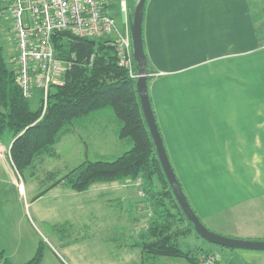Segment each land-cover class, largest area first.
<instances>
[{
	"label": "crops",
	"instance_id": "crops-1",
	"mask_svg": "<svg viewBox=\"0 0 264 264\" xmlns=\"http://www.w3.org/2000/svg\"><path fill=\"white\" fill-rule=\"evenodd\" d=\"M130 2L138 0H127L129 18ZM143 35L153 112L192 208L214 232L264 240V0H146ZM118 128L111 111L93 112V129L83 130L93 136V156L132 147ZM74 129L75 121L63 136ZM12 142H0V252L12 264L33 258L41 242V264H69L59 247L69 253L87 244L92 252L96 236L110 243L102 248L112 264H162L142 245L152 209L138 181L78 193L56 184L73 168L55 166L48 182L27 185L61 154L56 147L23 174Z\"/></svg>",
	"mask_w": 264,
	"mask_h": 264
},
{
	"label": "trees",
	"instance_id": "trees-1",
	"mask_svg": "<svg viewBox=\"0 0 264 264\" xmlns=\"http://www.w3.org/2000/svg\"><path fill=\"white\" fill-rule=\"evenodd\" d=\"M129 6L131 14L136 5L130 2ZM53 41L58 57L70 65L63 84L51 90L45 112L40 92L32 98L24 95L0 46V142L9 131L13 137L10 157L17 170L24 174L39 158L55 156L56 145L74 121L109 109L118 122V136L131 139L132 147L113 161H84L56 184L84 192L99 183L138 181L152 209L142 243L147 259L182 258L191 264H203V258H214V264H220L210 250L186 251L181 245V237L192 234L201 237L187 220L167 181L143 117L137 80L120 66L116 47L107 40L67 33L57 34ZM32 99L38 101L36 109L31 106ZM43 256L44 242H41L25 264H41ZM0 264H12L4 252H0Z\"/></svg>",
	"mask_w": 264,
	"mask_h": 264
},
{
	"label": "built area",
	"instance_id": "built-area-1",
	"mask_svg": "<svg viewBox=\"0 0 264 264\" xmlns=\"http://www.w3.org/2000/svg\"><path fill=\"white\" fill-rule=\"evenodd\" d=\"M115 5L124 16L122 28L114 16ZM0 19L12 23L15 55L10 64L17 83L27 98L40 92L44 108L51 90L63 84L70 65L58 57L53 41L57 34L107 40L116 47L120 66L131 78H139L127 0H0ZM214 262V258L202 261Z\"/></svg>",
	"mask_w": 264,
	"mask_h": 264
},
{
	"label": "rangeland",
	"instance_id": "rangeland-1",
	"mask_svg": "<svg viewBox=\"0 0 264 264\" xmlns=\"http://www.w3.org/2000/svg\"><path fill=\"white\" fill-rule=\"evenodd\" d=\"M139 2V0H138ZM114 16L117 19V23L120 28L123 26V16L118 11L114 12ZM0 46L3 47V52L5 58L10 62L11 58L15 55V41H14V33L12 32V23L9 21H3L0 19ZM99 39V38H98ZM44 104V103H43ZM31 106L33 109L38 107V101L36 99L31 100ZM44 108V112H45ZM109 110V109H106ZM86 127H90L93 129V113L89 117H85L80 119L79 121H75V135L67 134L61 137V141L57 144V150L59 155L58 158H50L48 168H42V171L39 174L38 178H30L26 177L27 185H33L36 183L35 179L46 180L48 182L47 172L52 170L57 166V169H65V167H70L68 169H72L76 166H79L84 161H93V160H105V161H113L118 156H93V136H87L84 134L83 130ZM71 129V128H70ZM11 136L10 132H6L3 138H8ZM91 139V141L87 140ZM131 140V139H130ZM123 152H120L122 154ZM117 155V154H114ZM44 182V183H45ZM71 190V189H70ZM74 191V190H71ZM76 192V191H74ZM82 193V192H78ZM200 218V217H199ZM202 221V220H201ZM96 222H93V229H95ZM39 227L41 231H44L42 228V224L39 223ZM103 228H108V222L103 223ZM55 232H58L57 230ZM59 234V232H58ZM84 233L75 235H83ZM87 234V233H86ZM74 235V234H73ZM93 237V251L89 252V248L87 244H81L78 247H70L77 248L75 252H64L59 247L61 256L65 261L69 264H112L108 260H106V256H109V253L105 252V249L102 247L109 246V242H105L103 240L100 245L98 241L101 240L100 237ZM68 238L64 237L63 239ZM234 238V237H233ZM98 240V241H97ZM253 240V239H252ZM102 241V240H101ZM254 241H264V240H254ZM181 245L184 250H191L192 252H196L202 248L205 251H212L214 253V257L218 258L220 264H264V251H253V250H245V249H237L231 250L227 248H222L215 244H212L204 239L196 237L195 234H192L187 237L180 238ZM105 245V246H103ZM58 247V246H57ZM79 250V251H78ZM81 251V253H80ZM83 258V262H82ZM169 260V261H166ZM204 260V258L202 259ZM162 264H191L188 260L182 258H168L164 257V261Z\"/></svg>",
	"mask_w": 264,
	"mask_h": 264
},
{
	"label": "water",
	"instance_id": "water-1",
	"mask_svg": "<svg viewBox=\"0 0 264 264\" xmlns=\"http://www.w3.org/2000/svg\"><path fill=\"white\" fill-rule=\"evenodd\" d=\"M145 4L146 0H139L138 4L135 7V10L130 14V29L133 41L134 60L137 64L139 74L136 86L143 117L149 129L152 141L156 148L157 156L159 158L167 181L173 191V194L182 211L184 212L187 220L193 224L195 231L202 239L212 244L230 249L264 251V241L233 238L212 231L201 221L185 195V192L176 176V173L167 154L150 100L148 89V61L147 55L145 53L143 38V19Z\"/></svg>",
	"mask_w": 264,
	"mask_h": 264
}]
</instances>
